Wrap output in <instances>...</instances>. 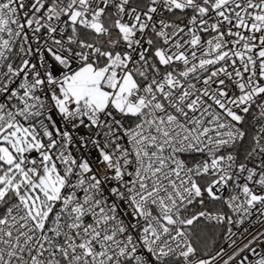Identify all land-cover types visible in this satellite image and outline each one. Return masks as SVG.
Returning <instances> with one entry per match:
<instances>
[{"label":"snow or ice","instance_id":"obj_1","mask_svg":"<svg viewBox=\"0 0 264 264\" xmlns=\"http://www.w3.org/2000/svg\"><path fill=\"white\" fill-rule=\"evenodd\" d=\"M0 264H264V0H0Z\"/></svg>","mask_w":264,"mask_h":264}]
</instances>
